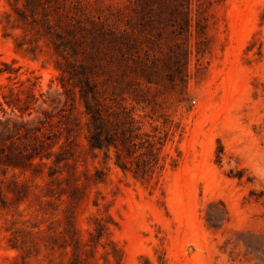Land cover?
<instances>
[{
	"label": "rangeland",
	"instance_id": "rangeland-1",
	"mask_svg": "<svg viewBox=\"0 0 264 264\" xmlns=\"http://www.w3.org/2000/svg\"><path fill=\"white\" fill-rule=\"evenodd\" d=\"M0 264H264V0H0Z\"/></svg>",
	"mask_w": 264,
	"mask_h": 264
}]
</instances>
